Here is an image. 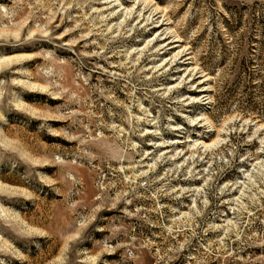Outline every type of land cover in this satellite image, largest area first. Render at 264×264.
<instances>
[{
	"label": "rangeland",
	"instance_id": "obj_1",
	"mask_svg": "<svg viewBox=\"0 0 264 264\" xmlns=\"http://www.w3.org/2000/svg\"><path fill=\"white\" fill-rule=\"evenodd\" d=\"M0 64V264H264V0H0Z\"/></svg>",
	"mask_w": 264,
	"mask_h": 264
},
{
	"label": "bare ground",
	"instance_id": "obj_2",
	"mask_svg": "<svg viewBox=\"0 0 264 264\" xmlns=\"http://www.w3.org/2000/svg\"><path fill=\"white\" fill-rule=\"evenodd\" d=\"M172 48V47H171ZM3 66L0 64V70H1V68H2Z\"/></svg>",
	"mask_w": 264,
	"mask_h": 264
}]
</instances>
